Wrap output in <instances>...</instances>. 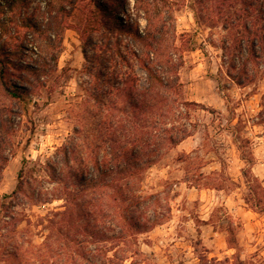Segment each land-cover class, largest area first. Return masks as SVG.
I'll return each mask as SVG.
<instances>
[{
    "label": "clouds",
    "instance_id": "9594fccd",
    "mask_svg": "<svg viewBox=\"0 0 264 264\" xmlns=\"http://www.w3.org/2000/svg\"><path fill=\"white\" fill-rule=\"evenodd\" d=\"M188 2L211 24L204 34L213 33L218 46L207 74L230 86L233 102L254 89L264 96V0ZM152 8L151 0H23L0 12L10 21L0 27V49L37 71L38 78L17 81L31 97L37 136L56 137L55 148L40 137L33 144L44 141V149L24 154L37 169L30 178L37 197L52 203L0 210V264H110L112 251L89 235L75 208L113 182L116 166L142 139L171 135L165 130L179 123L187 99L184 79H175L180 73L161 65ZM42 52L49 57L43 69ZM108 204L104 210L118 217ZM52 210L61 213L57 222L36 226L32 214Z\"/></svg>",
    "mask_w": 264,
    "mask_h": 264
},
{
    "label": "rangeland",
    "instance_id": "374dc122",
    "mask_svg": "<svg viewBox=\"0 0 264 264\" xmlns=\"http://www.w3.org/2000/svg\"><path fill=\"white\" fill-rule=\"evenodd\" d=\"M170 1L177 33L188 34L185 40H191L189 45L193 48L183 53L186 64L180 71L186 101L202 104L209 111L192 109L194 135L171 150L143 178L144 194H159L158 211L161 204L168 202L171 212L165 213L161 225L139 236L144 256L136 264H206L213 259L221 264H264V116H260L263 96L254 89L233 102L230 86L217 83L207 74L217 50L209 44L210 32L205 35L207 29L196 28L191 2ZM7 6L6 0H0V12L16 8ZM9 22L4 19L5 26ZM20 46L24 48L23 44ZM1 52L0 65L6 64L9 76L14 75L7 79L17 86L19 79L15 77L20 73L7 64L17 63L9 59L6 48ZM40 57L47 56L42 52L37 59ZM60 61L63 64V58ZM6 99L0 93V102L8 103ZM31 102L29 96L20 104L21 117L15 122L17 133L0 183V203L15 190L23 165L26 174L27 169L32 172L28 178L37 171L35 164L30 167L24 163L28 161L25 153L36 155L44 149V141L36 145L33 141L45 137L49 146L56 147V137L47 131L37 136L38 125L29 114ZM49 122L45 118V123ZM21 202L27 205L26 200ZM50 203L42 201L32 207L40 209ZM55 212L58 211L33 213L36 226L44 229V221Z\"/></svg>",
    "mask_w": 264,
    "mask_h": 264
},
{
    "label": "trees",
    "instance_id": "16d2710c",
    "mask_svg": "<svg viewBox=\"0 0 264 264\" xmlns=\"http://www.w3.org/2000/svg\"><path fill=\"white\" fill-rule=\"evenodd\" d=\"M7 7L10 9L22 4L23 0H6ZM153 4L152 12L158 18L156 23V45L159 50V58L162 66L170 65L171 70L180 73L185 66L184 52L192 51L191 40H185L188 34L179 35L176 30L175 10L170 0H151ZM198 3V0H197ZM197 4L191 3V10L194 13L195 26L197 29L211 27L205 17L196 13ZM167 10V11H166ZM4 20H0V27H5ZM213 33L209 34V44L214 48H218L216 41L213 39ZM22 49L23 46H20ZM1 52V49H0ZM41 69L47 66L49 58L37 59ZM12 65L15 71H19L21 79L27 75L36 77L37 71L33 65L23 66L7 63ZM221 64L223 60L221 58ZM165 67V71H169ZM224 72L227 69H223ZM221 75L218 70L217 76ZM6 64L0 69V93L5 96L8 101L0 102V183L3 177V171L9 161L10 151L13 146V137L17 130L16 119L21 117L20 104L24 98H28L29 94L24 92L18 86L10 84ZM14 77V75H10ZM9 76V77H10ZM11 77V78H12ZM180 80V75L175 77ZM184 87V84L181 85ZM262 111L260 116H264V96ZM184 111L179 113L176 119L178 124H174L172 129L165 131L171 132V135L160 138L159 136L148 140H141V144L131 154H125L121 164L116 166V170L112 177V183L98 186L93 199L88 201L83 207L77 205L75 208V218L82 224L86 223L91 226L89 235L101 245H105L108 251H112L110 264H125L131 261L136 264L138 258L144 256L139 246V236L152 231L156 226L161 225L165 217V213H170L169 203L161 204V211L158 207L161 203L159 194L145 195L141 188L145 174L157 163H159L171 150L178 147L181 143L192 137L196 131V125L191 122L192 109H202L209 111L202 104L196 102L184 101ZM24 163L29 162L24 160ZM25 166L21 169L18 176V184L15 190L3 197L0 203V210L5 215H9L21 205V201H27V205H37L40 202L52 203L50 199H44L43 196L37 197V188L33 185L32 176L27 177L28 173H32ZM29 171V172H28ZM31 175V174H29ZM119 209L118 217H112V213L105 211L104 207L110 206L108 202ZM61 217L60 212H55L51 218H47L48 225L57 222L56 218ZM109 217H112L109 219ZM31 223V221L29 222ZM88 231V229H85ZM113 249H117L113 251ZM206 264H221L217 259L211 260Z\"/></svg>",
    "mask_w": 264,
    "mask_h": 264
}]
</instances>
